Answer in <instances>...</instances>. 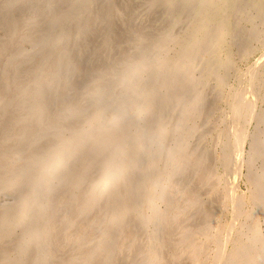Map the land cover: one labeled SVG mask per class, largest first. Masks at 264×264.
<instances>
[{
  "label": "bare ground",
  "instance_id": "obj_1",
  "mask_svg": "<svg viewBox=\"0 0 264 264\" xmlns=\"http://www.w3.org/2000/svg\"><path fill=\"white\" fill-rule=\"evenodd\" d=\"M44 1L52 9L56 8L53 0ZM93 1H72L70 15L76 16L80 12L83 15L80 17H84L82 21L87 23L89 19L90 23L86 29H73L74 35L69 41L64 39V29L51 38L48 35L51 25L59 21L60 13L57 11L46 17L47 20L41 18L40 13L35 16V10L24 21H19L14 11H11L12 17L3 19L2 26L7 32L0 42V264H137V256L144 250L143 247H148L146 255L153 264H195L192 261L198 254L193 252V258L191 255L187 257L184 251L190 222L195 214L201 213L199 197L204 195L207 179L202 173L205 156L201 142L206 133L202 127L207 123L206 102L209 105L215 89L220 87L231 66L230 52L237 45L233 38L226 39L219 33L221 26H226L229 31L236 24V19L231 22L226 20V15L231 18L236 10L233 9L236 0H176L178 5L162 7L156 20L150 18L155 0H149V4L142 7L147 15L144 19L133 15L130 6L133 7L135 0H95L96 9L88 16L87 9ZM22 3L23 0H7L0 5L1 13ZM35 3L36 0H30L28 4L32 7ZM228 3H231L229 7ZM246 4L258 6V13H264V0H246ZM181 23L186 26L178 29L177 33H196L194 36L207 41L208 45L198 50L205 53L204 62L193 61L186 65L182 72L184 76H177L176 69L169 71L170 58L165 52L172 49L167 46L171 38L163 34L164 42L159 47L161 57L155 62L159 70L149 84L145 110L139 117H129L122 127L121 135L126 145L123 163L116 170L98 173L90 185L81 188L82 191L71 189L79 185L82 187V178L87 173L82 178H77L74 173L51 196L52 221L45 250L49 256L45 258L43 253L38 255L34 249H21L17 202L25 190V179L21 181L20 172L8 168L13 158L7 154L10 149L20 153L22 150L26 155L36 152L34 142L43 138L42 132L30 134V129L34 117H41L40 109L44 104L38 108L35 102L45 101L56 92V102L61 104L72 93L75 78L83 74H90L94 80L98 78L99 73L92 71L93 65L105 66L104 72L111 69L117 45L121 46L125 40L124 45L131 47L134 44L130 41L133 33L142 39L151 30L148 29L149 25L157 30L165 26L176 29ZM84 32L86 40L82 39ZM96 32L106 36L109 41L107 46L98 50L92 46ZM252 36L255 38V34L252 33ZM245 48H239V57L247 55L249 47ZM213 57H217L219 62L215 67L209 60ZM82 65L85 67L81 73ZM66 69H69V73ZM255 79L253 76L248 85L252 98L245 105L247 114L245 126L240 131L241 146L247 138L252 139L256 134L250 130L252 123L264 131V75ZM175 83L178 87L174 86ZM94 103L95 99L88 106L90 110ZM158 131L166 135L171 148L170 156L159 158L150 155L147 150V138ZM255 140L258 144L254 149L255 154L264 159V135ZM161 172L168 179L163 200L157 201L159 216L147 223L148 199H155L160 191L163 181L157 178ZM249 172L252 195L264 206V164L254 165ZM242 202L246 203L247 198L244 197ZM112 205H116V208H112ZM111 209L118 213L115 216L109 214L108 217ZM98 211L103 214L101 217L94 216ZM81 214H87L90 218L88 226L79 235V228L83 227L78 228L75 221H80ZM101 218L106 220L103 226L105 233H109L112 227L119 231L112 240V250L107 239L101 236L95 239L87 237L89 229ZM250 219V233L238 231L233 236L229 233L226 243L230 241L232 245L229 257L225 256L227 264H264V232L261 229L264 207L261 216L257 210ZM74 226L75 233H72ZM50 245L55 247L51 248ZM172 252L175 257L171 259L167 254ZM99 255L101 261L96 262ZM188 258L191 260L187 261Z\"/></svg>",
  "mask_w": 264,
  "mask_h": 264
},
{
  "label": "rangeland",
  "instance_id": "obj_2",
  "mask_svg": "<svg viewBox=\"0 0 264 264\" xmlns=\"http://www.w3.org/2000/svg\"><path fill=\"white\" fill-rule=\"evenodd\" d=\"M5 1L7 0H0V5ZM11 1L12 0H10V2ZM72 1L73 0H53L56 4V8L52 9L48 3H44V0H36L35 5L32 7L28 4L30 0H23L22 5H17L20 8L17 6L7 8L4 13H1L0 10V42L3 41V34L7 32L2 26L3 19L12 17L11 11H14V16L19 21H24L25 18H29L30 13L34 10L36 12L34 13L35 16H38V13H40L41 18L45 20L48 19H46V17L50 16L51 13H55L56 11L59 12V21L56 20V22L51 25L48 35L51 38L52 35L57 34L60 29H64V39L69 41L74 35L73 29L76 27L81 30L86 29L89 27L88 24L90 23L89 19H87V23L82 21L84 17H80L83 16L80 12L76 16L70 15L72 12L70 9ZM135 1L136 3L133 4V7L130 6L133 15L140 19L146 18L147 15L143 13L142 7L149 4V0ZM96 2L94 0L91 7L87 9L88 16L95 11L96 7L94 6H96ZM175 2L176 0H167V2L161 0L153 1L150 18L156 20L157 14H161L162 7L178 5V3ZM230 5L231 3H228V7ZM233 9L236 10L231 14L232 17L230 18L226 15V20L231 22V20L236 19V24L229 31L226 30V26H221L219 28V33L226 39L233 38L237 45H235L232 52H230L232 55V57H230L231 66L227 74L221 80L220 87L215 89V93H213L212 96L210 95L209 105L208 101L206 102V113L208 114L207 123L202 127V130L206 131L201 142L204 153L203 156H205L203 158L202 173L207 179L203 189L204 195L199 197L201 213L195 214L190 222L187 247L184 251L188 254L187 257L191 255L190 257L193 258V252L198 254L192 261L195 262V264H227L225 256L229 257L232 245L230 241L226 243L229 233L230 235L232 234V236L238 231H243L246 234L250 233L252 229L250 219L252 214L258 210L259 216H261V210L262 207H264L261 206L258 199L256 200L252 195L253 185L252 178L250 177L251 171L249 172L251 167L254 168V165L259 166L264 164V159L259 157L258 154H255L254 151L255 147H258L257 141H254V139L258 140L263 137L264 131H260L258 126L252 123L250 125V130L255 131L256 134L252 139L247 138L243 146H241L242 134L240 132L246 123L247 113L245 105H247L252 98V94L249 93V82L252 80L253 76L256 77L255 80H257L264 75V13L259 14V7L256 5L254 7L248 6L246 0H241L240 2L236 0V3L233 4ZM240 17H242V20H239ZM147 19L149 21V18ZM193 20L194 17L192 21ZM74 21L80 23L75 24ZM56 23L57 25H55ZM64 23L68 24L65 25ZM185 26V23H181L176 26V29L165 26L159 27L157 30V28L149 25L150 28L148 29L151 30H148L142 39L138 38L137 33H133L130 41L134 42V44L131 47L124 45L125 40L121 42V46L116 44L117 50L115 52L114 61H112L114 64L111 69H107V71L104 72L105 66L93 65L92 71L99 73L97 79L94 80L90 74H83V76L76 74L79 78H75L76 83L74 86H71L72 93L68 94L61 104L56 102L58 99L56 92L45 99V101L38 100L35 102L38 108H41L44 104L43 108L40 109L42 111L41 117H34L33 126L30 129V134L37 135L40 134V131L42 132L43 138L34 142V145H37L36 151L55 143L56 138L61 133L68 134L77 127V114L83 110H90L88 106L91 105L90 103L93 99H96L98 92L107 87L110 74L121 61L128 58L135 59L144 53H150L156 62L157 59L161 57L159 55L161 51L159 47L164 42L163 34L171 38L167 46L168 48L171 46L172 49H167L169 51L165 52L170 58V62L167 66L169 71L176 69L178 73L177 76H184L182 72L186 65L193 61L194 63L200 60L204 62L205 53L198 50H200V47L203 48L207 46V41H204L200 36H194L196 33L190 34L188 31L177 33L178 29ZM194 32H196V30H194ZM252 33L255 34V38L252 36ZM124 37H126V35H124ZM194 37L196 38L194 39ZM82 39L86 40L85 32L82 34ZM108 42L106 36L101 35L100 32H96L92 39V46L98 50V48L101 49L107 46ZM245 47H249L247 55L245 57H239L241 56L240 50H243ZM176 48L178 51H175ZM215 50L214 48V54H216ZM216 58L217 57L209 59L213 67L219 63ZM182 60L183 62H181ZM258 62H260V64L257 65ZM60 64L62 65L63 63L60 62ZM81 67L82 73L85 65ZM66 71L69 73V69H66ZM90 86L91 88L88 90L87 88ZM174 86L178 87L177 83H175ZM262 88H264V86H262ZM255 93L256 91L253 96ZM8 151H10V153H8L7 156L13 158L10 159L11 164L8 168L19 171L22 178L21 181H23L25 179V172L23 169L24 162L31 155L23 154L22 150H20L21 153L14 149ZM34 152L35 151H33V153ZM252 154L254 155L253 157H251ZM0 160L2 161V159ZM108 161L109 156L107 153L100 155L95 160L92 168L87 172V176L85 175L86 178H82V187L79 185L71 190L79 189L76 191H82L81 188L90 185L93 182L91 180L96 178L98 173L116 170V167H109ZM240 166L241 170H239ZM74 173H76L75 170L69 174L66 180H70ZM195 186L194 184L196 190ZM244 197L245 199L247 198L246 203L242 202ZM112 208H116V205H112ZM117 213L115 209H111L108 212V217H110L109 214L115 216ZM96 215L101 217L103 214L98 211L94 216ZM247 215L249 216L247 217ZM89 218V215L81 214L80 221H75V225L77 223L78 228L83 227L79 228V235L80 232L88 226ZM105 221V219L101 218L94 227L89 229L87 237L95 239L101 236L107 239L110 242V248L112 250V240L118 235L119 231L118 229L116 230L115 227H112L109 233H105L103 231ZM261 229L264 232V222L261 223ZM71 232L75 233V226L72 228ZM50 246L51 248L55 247L54 245ZM143 249L144 250L137 256V264H146L147 262L153 264L152 260L146 255L148 247H143ZM43 254L45 258L49 256L47 253L45 254V251ZM167 256L171 259L175 257L173 252L167 254ZM187 257H185V259H187ZM262 257H264V255ZM190 260L191 259L188 258L187 261ZM98 261H101L100 255L96 256V262ZM165 264L169 263L166 262Z\"/></svg>",
  "mask_w": 264,
  "mask_h": 264
},
{
  "label": "clouds",
  "instance_id": "obj_3",
  "mask_svg": "<svg viewBox=\"0 0 264 264\" xmlns=\"http://www.w3.org/2000/svg\"><path fill=\"white\" fill-rule=\"evenodd\" d=\"M158 70L150 53L121 61L110 74L107 87L98 92L92 109L77 114V127L68 134L61 133L55 143L34 152L24 162L25 190L17 202L21 249H34L40 255L48 247L51 196L70 173L75 170L77 178H82L104 153L109 156L110 168L123 163L126 145L122 127L129 117L142 115L149 84ZM146 143L150 155H171L163 131L152 133ZM157 179L163 184L155 199H148L147 223L159 216L157 201L163 200L168 177L161 172Z\"/></svg>",
  "mask_w": 264,
  "mask_h": 264
}]
</instances>
